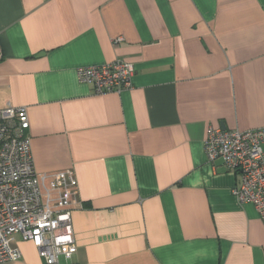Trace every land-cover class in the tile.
I'll return each instance as SVG.
<instances>
[{
  "label": "crops",
  "instance_id": "1",
  "mask_svg": "<svg viewBox=\"0 0 264 264\" xmlns=\"http://www.w3.org/2000/svg\"><path fill=\"white\" fill-rule=\"evenodd\" d=\"M115 59L129 88L77 79ZM8 105L26 107L42 191L70 210L59 264H264V223L202 145L209 126L264 128V0H0ZM14 244L3 264H45Z\"/></svg>",
  "mask_w": 264,
  "mask_h": 264
},
{
  "label": "built area",
  "instance_id": "2",
  "mask_svg": "<svg viewBox=\"0 0 264 264\" xmlns=\"http://www.w3.org/2000/svg\"><path fill=\"white\" fill-rule=\"evenodd\" d=\"M133 74L132 63L121 59L76 68L77 79L96 94L129 88ZM28 128L26 107L0 109V264L21 259L15 235L29 241L45 264H59L60 256L69 259L76 251L70 210L64 197L42 191L45 175L33 169ZM202 145L208 162L220 159L238 174L233 195L240 204L253 205L264 223V128L209 126Z\"/></svg>",
  "mask_w": 264,
  "mask_h": 264
}]
</instances>
